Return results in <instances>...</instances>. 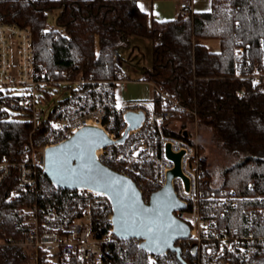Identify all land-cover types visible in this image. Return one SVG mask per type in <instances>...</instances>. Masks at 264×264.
<instances>
[{"label": "trees", "instance_id": "trees-1", "mask_svg": "<svg viewBox=\"0 0 264 264\" xmlns=\"http://www.w3.org/2000/svg\"><path fill=\"white\" fill-rule=\"evenodd\" d=\"M54 11L59 28L48 29L47 19ZM0 21L30 28L36 61L58 79L65 77L64 70L72 76L83 71L96 79L113 78L119 50L130 47L133 36L149 38L153 65L145 73L155 88L180 99L184 106L171 118L168 132L192 141L173 124L187 127L197 119L212 129L224 148L247 153L224 168L217 184L203 159L205 195L234 190L238 196L236 206L210 200V207L225 227H237L251 212L254 226L247 228L264 239V82L253 76L256 70L264 73V0H212L211 11L181 12L174 19L151 22L139 0H0ZM207 39H218L220 49L211 50ZM238 47L243 48L241 58L235 56ZM46 96L50 99L51 93ZM154 99L160 107L162 98L156 89ZM30 117V110H25L0 118V152L11 160H19L25 152L33 129ZM43 129L33 134L36 146L43 144ZM142 180L144 191L154 188L150 171L142 174ZM253 181L256 187L251 190ZM20 185L16 167L0 184V240L6 242L0 245V264H26L30 258V249L16 241L29 228L22 221L36 195L22 192L11 198V191ZM183 250L184 259L196 264L195 253L184 246ZM141 255L133 247L128 256L143 264ZM170 255L165 264H183L176 252L171 250ZM126 257L114 253L107 264H132ZM40 264H50L44 251ZM59 264L84 263L64 257ZM236 264H264V250Z\"/></svg>", "mask_w": 264, "mask_h": 264}, {"label": "built area", "instance_id": "built-area-1", "mask_svg": "<svg viewBox=\"0 0 264 264\" xmlns=\"http://www.w3.org/2000/svg\"><path fill=\"white\" fill-rule=\"evenodd\" d=\"M192 0H181L180 10L192 13ZM243 48L235 50L241 58ZM64 78L50 74L48 68L36 61L31 30L14 23L0 21V118L12 117L14 112L30 110L33 129L25 152L17 161L0 152V184L16 167L20 187L11 191L15 198L22 192H33L36 200L26 207L27 217L22 224L29 228L16 241L30 249L26 264H40L41 251L46 254L57 250L61 257H76L84 264H107L114 253L127 256L138 247L143 264H165L171 260V250L155 252L142 246V238L120 237L113 222V202L109 194L89 187L65 188L54 182L46 173L45 152L50 146L63 143L87 125L102 128L112 139L96 151L97 159L130 176L143 191L145 202L153 192L168 180L175 160L168 154V146L175 153L182 152V175L172 179L175 191L185 207L175 214L191 226L190 235L176 240L175 244L192 250L196 264H236L253 259L264 250V239L251 228L225 227L220 224L217 212L210 207L215 204L236 206L238 196L234 190H222L220 194L205 195L203 159L196 143L168 132L171 118L179 108H184L180 99L156 87L162 104L155 99L118 101L117 85L133 80L128 70L116 57L114 77L96 79L79 71L75 76L64 70ZM254 78L264 82V73L256 70ZM62 87L57 97L48 92ZM23 86L17 93L15 86ZM54 102L50 110L42 104ZM143 112L137 127L127 131L130 125L127 113ZM40 128L43 144L35 145L33 134ZM124 139L121 140V138ZM150 171L154 188H146L142 174ZM256 183L253 181L250 189ZM222 217L225 213L222 212ZM6 242L0 240V245Z\"/></svg>", "mask_w": 264, "mask_h": 264}, {"label": "water", "instance_id": "water-1", "mask_svg": "<svg viewBox=\"0 0 264 264\" xmlns=\"http://www.w3.org/2000/svg\"><path fill=\"white\" fill-rule=\"evenodd\" d=\"M127 119L130 122L128 131L140 125L143 112L130 111ZM111 141L99 126L83 127L65 142L46 149L47 175L65 188L89 187L106 192L113 202L117 235L142 238L143 247L159 253L172 250L183 264H190L184 259L181 247L175 244L191 232L190 224L175 214L185 207L172 183L175 175H182V152L175 153L168 146V154L176 165L169 172L167 182L152 193L147 203L135 180L97 159V149Z\"/></svg>", "mask_w": 264, "mask_h": 264}, {"label": "rangeland", "instance_id": "rangeland-1", "mask_svg": "<svg viewBox=\"0 0 264 264\" xmlns=\"http://www.w3.org/2000/svg\"><path fill=\"white\" fill-rule=\"evenodd\" d=\"M57 12H50L47 19V27L50 28H59L57 25ZM120 56L124 59L123 67L129 70V73L132 78H141V80L132 81L128 88L122 90V92H117L119 96L123 95V99H119L120 103H123L127 100H152L154 97V88L151 81L144 80V73L148 68H151L153 65V44L149 38L141 36L132 37V45L130 47H123L119 50ZM120 60V59H119ZM132 64H136L141 69H134ZM65 84H61L55 88L54 92H50L57 97H64L62 95V87H65ZM17 93L24 92L23 86L14 87ZM139 93L144 94L142 98H138ZM125 97V98H124ZM54 102L48 104H42L44 109L50 110ZM177 131H183L188 133V137L196 143L198 147V152L204 157L207 162L208 170L212 173V181L214 184L219 183L221 179V174L224 168L230 166L233 163H236L240 160H243L247 157L245 151H230L227 150L220 144L213 135V131L209 126L200 125L196 119L194 122H190L187 127H183L179 122L173 124ZM202 148V151H201ZM26 211V209H25ZM248 220L240 222L238 225L240 228L254 226L253 221L250 219L252 213H248ZM237 226V227H238ZM46 258L50 264H59L61 263L64 257L59 259L57 250H52L51 253L46 254Z\"/></svg>", "mask_w": 264, "mask_h": 264}, {"label": "crops", "instance_id": "crops-1", "mask_svg": "<svg viewBox=\"0 0 264 264\" xmlns=\"http://www.w3.org/2000/svg\"><path fill=\"white\" fill-rule=\"evenodd\" d=\"M180 1L181 0H139V6L141 7L142 10L148 13L149 22H151L153 19L163 21V20L174 19L181 13ZM191 8L195 12L211 11L212 10V0H192ZM205 43L213 51H218L220 49V41L218 39H207L205 40ZM119 58L121 62L124 61V59H122L120 55H119ZM122 65H123V62H122ZM132 67L135 70L141 69L136 64H132ZM143 79L147 81H151L146 73H144ZM137 80H141V78H133V80H130L128 82L119 83L117 85V92L118 91L122 92V90H124L125 88H128V86L130 85L132 81L134 82ZM152 85H153L154 92H155V85L153 82H152ZM136 96H138V98H142L145 95L139 93ZM117 97L121 100L123 99V95L119 96L118 93H117Z\"/></svg>", "mask_w": 264, "mask_h": 264}]
</instances>
